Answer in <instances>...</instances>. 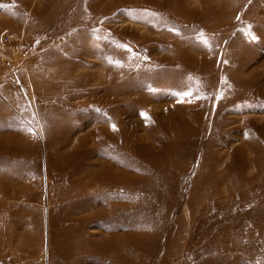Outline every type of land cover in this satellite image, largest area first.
Returning a JSON list of instances; mask_svg holds the SVG:
<instances>
[{"label":"rangeland","instance_id":"1","mask_svg":"<svg viewBox=\"0 0 264 264\" xmlns=\"http://www.w3.org/2000/svg\"><path fill=\"white\" fill-rule=\"evenodd\" d=\"M16 15L28 89L84 122L50 127L47 190L20 182L0 264H264V0H16Z\"/></svg>","mask_w":264,"mask_h":264},{"label":"crops","instance_id":"2","mask_svg":"<svg viewBox=\"0 0 264 264\" xmlns=\"http://www.w3.org/2000/svg\"><path fill=\"white\" fill-rule=\"evenodd\" d=\"M24 25L26 23L21 22L16 15V0H0V58L3 59L0 62V201L8 199L7 204L9 203L3 211L0 207V234L3 239L10 237V231L15 229L12 225L16 222L14 203L20 182L40 183L39 191H43L42 196L47 190L45 164L47 159L49 161V154L47 152V157L46 152L44 155L42 152L43 146L49 150L47 135L50 127L55 124L61 129L68 125V129L75 131L84 122L83 112H76L66 97L33 95L28 89L29 85H35V80L25 72L28 68H16V34L24 32ZM10 35L14 39L7 41L6 37ZM44 43L45 39L38 36L31 46L41 47ZM21 46L23 50L30 47V44H20L18 48ZM18 69L24 75H19V79ZM16 89L20 94H16ZM29 164L34 166L32 171H28ZM41 164L44 169L38 168ZM77 202L79 203V195Z\"/></svg>","mask_w":264,"mask_h":264},{"label":"snow or ice","instance_id":"3","mask_svg":"<svg viewBox=\"0 0 264 264\" xmlns=\"http://www.w3.org/2000/svg\"><path fill=\"white\" fill-rule=\"evenodd\" d=\"M252 39H255V37L253 36ZM201 40H202V42L207 43V41L205 39H203V36H201ZM184 95L190 96L191 93L190 92H186V93H184ZM142 115H145L146 116V114H143V113H142Z\"/></svg>","mask_w":264,"mask_h":264},{"label":"bare ground","instance_id":"4","mask_svg":"<svg viewBox=\"0 0 264 264\" xmlns=\"http://www.w3.org/2000/svg\"><path fill=\"white\" fill-rule=\"evenodd\" d=\"M113 175H115V174H113ZM116 180V179H115Z\"/></svg>","mask_w":264,"mask_h":264}]
</instances>
